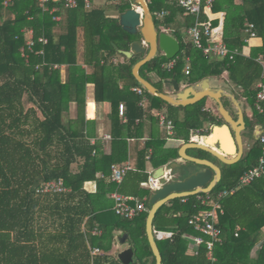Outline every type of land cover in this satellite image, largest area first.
<instances>
[{"label":"trees","instance_id":"obj_1","mask_svg":"<svg viewBox=\"0 0 264 264\" xmlns=\"http://www.w3.org/2000/svg\"><path fill=\"white\" fill-rule=\"evenodd\" d=\"M5 1L0 0V264H122L112 255L118 232L130 235L137 264H156L146 233L154 191L142 187L150 177L146 170L149 149V163L156 170L180 159L179 150L166 148L167 137L156 111H167L175 127L172 137L186 144L196 136L210 137L215 126L225 124L224 119L208 108L209 99L175 107L150 94L135 79L133 68L144 56L127 59L120 53L143 42L141 33L129 34L120 24L121 15L136 6L135 0H111L116 2L111 8L118 18L110 17L109 9L88 11L82 0L76 10L64 9L67 17L61 22L55 17L63 15V7L56 2L50 10L58 7V12H44L39 0H11L8 6ZM147 2L154 19L162 12L170 13L164 18L165 25L178 22L188 29L194 24L176 3ZM214 6V12L219 6L226 8L221 37L236 54L232 60L205 56L174 30L181 44L174 70H166L164 66L172 60L160 53L140 74L161 93H165L166 80L181 83L186 77L190 87L227 76L253 109V129H260L264 116L255 103L257 86L264 80V0H244L241 6L234 0H216ZM202 19L208 21V14ZM246 21L255 25L260 41L249 57L244 55ZM218 24L212 22L214 30ZM29 31L33 32L32 50L27 45ZM41 38L48 43H41ZM188 64L190 75L185 73ZM54 65L65 69H54ZM88 86H94L98 106L112 104L109 154L92 143L97 122L86 117ZM134 88L144 90V107L140 105L144 98ZM121 104L127 109L125 120L119 115ZM72 105L76 107L74 119L67 118ZM94 110L95 105L89 103V117ZM129 139L147 141L136 170L117 186L111 180V168L128 160ZM193 151L195 158L208 159V153ZM263 155V146L253 140L243 160L231 166L222 164V180L212 192L172 200L158 211L154 230L173 233L157 241L163 264H264V174L221 201L222 237L211 257L206 244L195 246L194 238L201 233L189 224L191 217L211 209L202 198L236 187ZM55 181H62L67 191L38 193L43 185ZM90 183L97 184L96 192L85 189ZM115 191L138 200L148 198L147 211L132 220L120 218L109 199ZM257 248V257H253ZM95 250L99 253L94 254Z\"/></svg>","mask_w":264,"mask_h":264},{"label":"water","instance_id":"obj_2","mask_svg":"<svg viewBox=\"0 0 264 264\" xmlns=\"http://www.w3.org/2000/svg\"><path fill=\"white\" fill-rule=\"evenodd\" d=\"M136 6L120 17V24L124 31L132 35L141 33L143 42L135 43L129 52H121L127 59L135 55L144 56L133 68L135 79L153 96L162 99L168 104L179 106H190L204 99H210L218 105V112L224 119L225 124L215 126L212 135L206 137L208 143L191 141L185 144L179 152L183 161L199 166V171L188 177H181L174 174L173 180L168 182L162 178L165 175V167H161L152 173L154 179H159L161 187L157 189L151 199V210L146 221V233L150 247L156 258V264H163V257L158 247V238L155 236L154 220L158 211L167 203L175 199L187 198L199 194L212 192L221 182L223 177L222 169L214 162L207 159H198L188 154L190 150L204 151L214 156L221 164L235 165L243 155L244 146L241 131L245 129L244 112L241 104L232 92L225 88L212 87V81L205 79L202 82L182 89L181 84L176 80H166L164 85L173 87L174 94L161 93L154 85L144 79L140 70L147 63L154 60L158 54H163L168 60L175 59L181 52V44L177 38L166 31L157 29L154 14L152 13L147 0H135ZM176 93V94H175ZM230 99L237 110L238 120L236 121L231 113L225 108L224 99ZM233 133H235V138ZM260 130L257 129L255 140L258 139ZM129 234H124L119 239V244H128ZM122 264H137L135 251L128 248L118 255Z\"/></svg>","mask_w":264,"mask_h":264},{"label":"built area","instance_id":"obj_3","mask_svg":"<svg viewBox=\"0 0 264 264\" xmlns=\"http://www.w3.org/2000/svg\"><path fill=\"white\" fill-rule=\"evenodd\" d=\"M11 0H6L5 5L8 6ZM62 7L65 10H76L79 8L82 0H60ZM59 1V2H60ZM54 0H39V4L42 7L44 12H55V9L50 10V4L53 3ZM171 3H176L180 8H182L185 12V17H192L194 19V24L187 29V34L189 36L188 41L191 42L194 47L203 52V54L207 57L211 58H230L231 60L234 58L233 52H231L227 46L221 42L215 40L214 33L215 30L212 26V18L209 16L208 21H203L202 17L204 13L213 9V0H169ZM85 9L91 11L93 9L92 3L90 0H84ZM169 12H162L158 15L161 19L167 17ZM55 20L58 21V17H55ZM166 31L165 29H163ZM246 33L248 35V41L251 39H255L257 37L256 27L254 24L249 23L246 25ZM32 31H29L28 35V49L32 50L34 47V41L32 39ZM41 43L46 45L48 40L46 38H41L39 40ZM40 55H44V52L41 51ZM22 55L26 56L25 50H22ZM177 61L172 60L164 67L167 71L171 72L174 70ZM44 66H47L45 63ZM64 67V66H63ZM62 66L54 65V69H61L63 71ZM190 67L187 66L185 69L186 75H190ZM257 99L255 103L256 110L260 115L264 116V80H262L258 86ZM134 93L143 97L144 100L140 104L144 107L147 103V99L145 97V92L141 88H134ZM126 106L121 104L119 107V115L124 120L126 119ZM156 117L158 119L159 126L165 130L170 136L174 134V124L173 121L169 119L168 115L163 112H156ZM139 122V120L137 121ZM106 140H110L111 136H106ZM196 141V140H192ZM257 141L263 146L264 149V126L260 128V134L258 136ZM151 152L148 156V160L150 159ZM165 175L162 177L166 179L168 182L173 180L174 174L173 170L165 169ZM112 175L111 180L117 186H120L124 181L125 176L130 171H133V167L130 164L118 166L114 165L111 168ZM264 174V155L260 158V162L257 166L246 171L240 178L239 183L236 187L231 189H225L218 193L217 195H208L207 197L202 198L204 205H209L210 210L197 214L190 218L189 224L194 227L196 231L201 233L199 237L194 238V244L196 247H199L203 244L207 245L208 250L213 251L215 245L221 241L222 230L219 227L220 215L224 214L222 209L221 201L227 198L228 196L235 193L238 188L245 187L251 184L257 178H260ZM154 179L152 175L149 177L148 182L142 184V187L145 189H149L152 191H156L161 187L160 180ZM67 189L64 188V184L62 181L50 182L43 185L39 190V194L46 193H63L66 192ZM111 198L114 201L113 210L120 218L125 220H132L137 218L139 215L145 213L147 211V206L145 202L139 201L134 197H129L120 194L115 191L111 194ZM240 228H238L239 230ZM155 236L159 241L169 239L172 237V234H166L165 232L155 231ZM99 250H95L94 254H98ZM214 261V259H213Z\"/></svg>","mask_w":264,"mask_h":264},{"label":"crops","instance_id":"obj_4","mask_svg":"<svg viewBox=\"0 0 264 264\" xmlns=\"http://www.w3.org/2000/svg\"><path fill=\"white\" fill-rule=\"evenodd\" d=\"M59 1L60 0H54V2H56L58 4H61V1L60 2ZM213 1H214V4H215V1L216 0H213ZM243 1L244 0H234V4L241 6L243 4ZM114 3H116V2H112L111 0H108V3L106 4V7L104 9L106 11H107V9H109L108 10V15L110 17H112V18H118V17H120L119 14L117 12H115L111 8V4H114ZM214 4H213V6H214ZM61 6H62V4H61ZM92 6H93V9L92 10L98 9L93 4H92ZM84 8H85V5H84ZM54 9H55V12L56 11L57 12L59 11V8L58 7L57 8H54ZM214 9H215V6L213 7L212 10L207 11V12H208V15L212 18V22H217V21L219 22L218 26L215 27L214 37H215V40L222 42L221 33H222V30H223L224 20H225V16H226V13H225L226 12V8L223 7V6H219L217 12H214ZM61 11L63 12V15H61V16L58 17V19H59L58 21L59 22H61L62 19L64 20V18H66V15L64 17V11H65L64 8L61 9ZM181 21H183V19ZM249 23L250 22L246 21L245 26H244L245 27L244 33L246 35L245 43L248 45L246 48H244V55L247 56V57L250 56L251 49L253 47H255V46H258L260 44V41L257 39V37L255 39H251L250 41H248V35L246 33V25L249 24ZM165 30L167 31V29H165ZM188 66H189V64H188ZM64 69H65V66L63 67V71H64ZM164 87L166 88L168 86L164 85ZM89 90H91V93H92L93 98L89 100V97H88V94H87L86 117H87V119L89 121H96L97 122L95 131L93 132V137L94 138L92 139V143L93 144H98L100 146L101 150L104 153L109 154L110 153V142H111L112 138L110 140H106L105 137L106 136H111L112 137V135H111L112 134L111 133V129H112V122H111V120H112V117H113L112 104L110 102H107L104 105H99L98 106L96 104L95 100H94V86H90V89ZM166 92H168L171 95L174 94L171 91H166ZM89 103H93L95 105V110H94L93 117H89V113H88V104ZM72 106L73 107H72L71 110H73V108H76L75 105H72ZM91 109L93 110V107H91ZM156 112H159V111H156ZM160 112H163L166 115L168 114L167 111H165V110L164 111H160ZM75 117H76V115H73L71 117V119H74ZM160 129L162 130L161 127H160ZM163 131H165V130H163ZM166 134H167V136H166L167 137L166 148L173 149V150H179V152H180V149L186 144L185 141H183V140H176L174 138H169V137H172V136H170L167 132H166ZM193 139L194 140H196V139H200L201 140L202 137L196 136V137H193L192 140ZM146 141H147V139H144V140H141V141L140 140H135V139H129L128 140V147H129L128 160L123 165L130 164L133 167V171L136 170L137 164H138V160H139V153L144 148V146L146 144ZM196 141H198V140H196ZM192 151L193 150H190L188 152V154L190 156L194 157L195 155L194 154L192 155L190 153ZM150 152L152 154V150L151 149H149V154H150ZM173 164H175V166H177V167L180 168V172L179 173H175L174 169H172L171 167H169V168L167 167L168 169L167 168L166 169L167 170H170V169L173 170V174L180 175L183 178L184 177H188V176L192 175L193 173L199 171V170L193 168L192 165H191V163H188V162L183 161L181 157H180V159L175 160V161L171 162L168 165H173ZM146 170L148 171V173H149L150 176L156 170L149 163V160H148V163L146 164ZM85 189L87 191H89V192H92V193L93 192H96V190H97V184L96 183H90V184L86 185ZM109 199H110V204L111 205H114V202H113V200L111 198V195L109 196ZM147 199L148 198H145L143 200H140L139 199V200L142 201V202H145L146 205H147ZM151 199H152V197H151ZM166 234H173V233L172 232H167ZM123 235L124 234L121 233V232H118L116 234V241L114 243V247H113V251H112V255L113 256H118L122 251H124L125 249H128V248L131 247L130 238L128 240V244L127 245L122 246V245L119 244V239L122 238ZM193 248H194V246H191V250H190L191 252H192V249Z\"/></svg>","mask_w":264,"mask_h":264},{"label":"rangeland","instance_id":"obj_5","mask_svg":"<svg viewBox=\"0 0 264 264\" xmlns=\"http://www.w3.org/2000/svg\"><path fill=\"white\" fill-rule=\"evenodd\" d=\"M91 2H92V4L96 7V8H98V9H104L105 7H106V4L108 3V0H90ZM65 15H66V17H67V12L66 11H64V17H65ZM155 21H156V25H157V29L159 30V31H162L163 29H167V33L168 34H170V35H172V36H174L172 33H173V31L174 30H179L180 32H181V37H182V40H185V41H188L187 39L189 38V36H188V34H187V29L186 28H184L182 25H180V23H178V22H173V23H170V25H165L164 24V19H161L160 17H158V15H155ZM164 25V26H163ZM66 27H64L63 29H62V32H65V29ZM255 43V42H254ZM141 57H143V56H141ZM138 58H140V57H138ZM118 61V60H117ZM121 61H124V59H121ZM189 66H190V64H189ZM211 81H212V87H214V88H225L226 90H228L229 92H232L234 95H235V97L236 96H238L239 98H240V100H239V103L241 104V107H242V109H243V112H244V114L246 115V118H247V120H250L251 121V123L253 124V118H254V112H253V109L251 108V107H249L248 105H246V103H245V101H244V98H243V96H242V94H241V92L240 91H238L231 83H229L227 80V76H224V77H222L221 79H214V78H212V79H210ZM181 86H182V89H185L187 86H188V79L186 80V77H183L182 79H181ZM196 85V84H195ZM163 88H165V87H163ZM90 89V86H88V88H87V94H88V97H89V100L90 99H92L93 98V96H92V93H91V90H89ZM167 89V90H166ZM172 89H173V87L171 88L170 86H168V87H166L165 88V91H171L172 93H173V91H172ZM89 90V91H88ZM176 94V93H175ZM25 103L26 104H28V101L26 100L25 101ZM224 103H225V105L227 106V108H228V111L234 116V117H236V115H237V110H236V108L233 106V104L229 101V100H227L226 98L224 99ZM207 105H208V108H210V109H212L215 113H218V105L216 106V103L214 102V101H212V100H208V102H207ZM27 106H29V105H27ZM73 107V106H72ZM72 107H71V109H72ZM75 109V110H74ZM71 113H69V115H68V117L67 118H70V117H72L73 115H76L75 113H76V108H73V110H71L70 111ZM164 132V131H163ZM165 134H164V136H167V134H166V132H164ZM171 138V137H170ZM172 138H174V137H172ZM198 142H200V139H198ZM253 144V140L251 139V138H249V140H248V142L246 143V151H248V149H249V147H250V145H252ZM191 154L193 155H196V152H191ZM207 157L210 159V160H212V161H214V162H217L219 165H221L222 166V164L220 163V161H218V159H216L214 156H212V155H210V154H208L207 155ZM191 165H192V167L193 168H195V169H197V170H199L200 168H199V166H197L196 164H192L191 163ZM169 168V167H171L172 169H174V171H175V173H179L180 172V168L179 167H177V166H175V164H173V165H167L166 166V168ZM167 168V169H168ZM258 249L259 248H257V249H255L254 251H253V254H252V256L253 257H257V252H258Z\"/></svg>","mask_w":264,"mask_h":264},{"label":"flooded vegetation","instance_id":"obj_6","mask_svg":"<svg viewBox=\"0 0 264 264\" xmlns=\"http://www.w3.org/2000/svg\"><path fill=\"white\" fill-rule=\"evenodd\" d=\"M232 115V114H231ZM233 116V115H232ZM234 117V116H233ZM234 119L237 121L238 120V116L236 115V117H234ZM244 121H245V129L241 131V136H242V141H243V146H244V151H243V155H242V158L241 160H243V158L246 156L247 152L246 151V143L248 142L249 138H251L252 140H255L254 137L256 136V131L257 129H259L258 127L259 126H256L254 129H253V126H252V123L250 120H247L246 118V115L244 114ZM260 130V129H259ZM234 135V138H235V133H233ZM249 150V149H248ZM208 160H210L208 158ZM240 160V161H241ZM212 161V160H210ZM239 161V162H240ZM214 162V161H212ZM238 162V163H239ZM215 164H217L221 169H222V166L219 165L217 162H214Z\"/></svg>","mask_w":264,"mask_h":264},{"label":"bare ground","instance_id":"obj_7","mask_svg":"<svg viewBox=\"0 0 264 264\" xmlns=\"http://www.w3.org/2000/svg\"><path fill=\"white\" fill-rule=\"evenodd\" d=\"M196 140H198V139H196ZM200 143H203V144L208 143L207 138H206V137L202 138V139L200 140Z\"/></svg>","mask_w":264,"mask_h":264}]
</instances>
